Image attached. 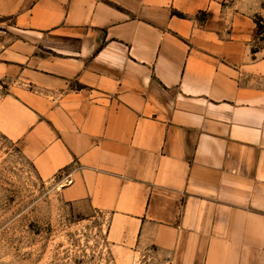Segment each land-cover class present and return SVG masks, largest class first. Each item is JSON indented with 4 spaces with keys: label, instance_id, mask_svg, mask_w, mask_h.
Instances as JSON below:
<instances>
[{
    "label": "crops",
    "instance_id": "crops-1",
    "mask_svg": "<svg viewBox=\"0 0 264 264\" xmlns=\"http://www.w3.org/2000/svg\"><path fill=\"white\" fill-rule=\"evenodd\" d=\"M0 133L109 215L119 264H264V48L227 0H0Z\"/></svg>",
    "mask_w": 264,
    "mask_h": 264
},
{
    "label": "rangeland",
    "instance_id": "rangeland-1",
    "mask_svg": "<svg viewBox=\"0 0 264 264\" xmlns=\"http://www.w3.org/2000/svg\"><path fill=\"white\" fill-rule=\"evenodd\" d=\"M227 4L252 16L253 48L263 49L264 0ZM60 177L41 178L18 145L0 133V264H119L107 238L109 215L86 201L64 200ZM131 264L161 263L147 251Z\"/></svg>",
    "mask_w": 264,
    "mask_h": 264
}]
</instances>
